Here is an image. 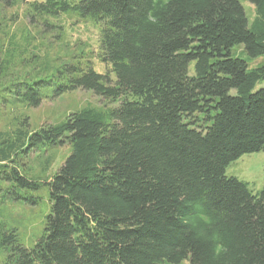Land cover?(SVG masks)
<instances>
[{"label":"trees","instance_id":"trees-1","mask_svg":"<svg viewBox=\"0 0 264 264\" xmlns=\"http://www.w3.org/2000/svg\"><path fill=\"white\" fill-rule=\"evenodd\" d=\"M246 1L251 22L240 0H0L45 28L49 16L90 18L109 66L64 64L59 81L0 77V102L14 109L38 107L47 87L107 102L33 131L16 116L0 131V205L35 204L43 185L49 200L30 247L0 223L4 264H264V187L225 173L264 149V63L231 54L239 44L264 54V0ZM64 144L56 172L26 175L28 153Z\"/></svg>","mask_w":264,"mask_h":264},{"label":"rangeland","instance_id":"rangeland-1","mask_svg":"<svg viewBox=\"0 0 264 264\" xmlns=\"http://www.w3.org/2000/svg\"><path fill=\"white\" fill-rule=\"evenodd\" d=\"M240 3L251 22L255 16L253 4L246 0H240ZM25 9L23 4L4 6L0 3V77L3 80L19 76L42 79L55 77L64 64L82 67L89 63L98 73L109 70V66L98 57L101 25L88 17L80 18L68 12L58 17H47L50 26L45 28L40 22L31 23L25 15ZM231 54L245 59L250 68L264 63V54L249 58L242 44L233 46ZM192 66L191 63L190 74ZM65 76L66 72L52 79L59 81ZM263 86L264 81L256 84L255 90ZM42 92L45 97L36 108L14 109L0 102V131L12 130L16 116L25 118L29 130L33 131L44 124L58 123L69 113L83 107L107 105L101 97L87 90L76 89L56 97L49 87ZM68 154V144L46 145L28 153L20 165L27 176L43 180L57 171ZM225 173L246 182L253 193L261 190L264 187V149L243 154L226 167ZM47 190V186L43 185L33 191L38 197L35 204L5 199L0 205V223L15 227L20 242L26 247H30L42 232L45 215L49 211ZM5 257V250L0 247V264L5 263ZM179 264L189 262L183 260Z\"/></svg>","mask_w":264,"mask_h":264}]
</instances>
